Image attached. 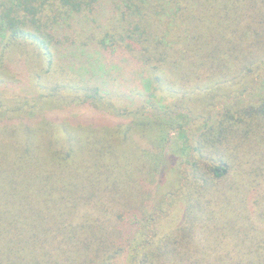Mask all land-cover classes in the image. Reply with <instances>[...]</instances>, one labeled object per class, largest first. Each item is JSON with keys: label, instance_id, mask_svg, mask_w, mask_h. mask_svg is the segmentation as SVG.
<instances>
[{"label": "trees", "instance_id": "trees-1", "mask_svg": "<svg viewBox=\"0 0 264 264\" xmlns=\"http://www.w3.org/2000/svg\"><path fill=\"white\" fill-rule=\"evenodd\" d=\"M119 60L125 65L116 66ZM138 63L150 83L141 80L142 91L126 97L183 104L204 94L226 98L228 109L200 125L183 220L156 232L150 196L130 193L148 187L165 164L153 169L144 154L119 148L141 129L58 122L46 113L109 107V78ZM9 64L25 69L39 98L0 108V264H115L124 255L131 264H264V103L239 98L264 94V0H0V83L18 80ZM111 108L166 121L156 104ZM88 143L100 177L90 193L75 182H88ZM72 197L83 207L75 210ZM32 200L44 214L26 212ZM20 206L19 220H6Z\"/></svg>", "mask_w": 264, "mask_h": 264}, {"label": "rangeland", "instance_id": "rangeland-1", "mask_svg": "<svg viewBox=\"0 0 264 264\" xmlns=\"http://www.w3.org/2000/svg\"><path fill=\"white\" fill-rule=\"evenodd\" d=\"M196 11L197 13L199 12V7L196 8ZM150 17V15L144 14L143 23L147 25L150 32L154 33V28L151 26L150 22ZM185 30L186 29L183 28L182 35H184L185 37H189L186 35V32H184ZM180 41L186 44L183 39H180ZM191 45L194 46V44ZM145 46H147V43L142 45V47ZM120 50L123 49L121 48ZM121 54H123V52L119 51L118 55ZM123 57H127V55H124ZM135 62L136 61L134 60L132 63ZM117 64H119L120 66L125 65L124 63H121L120 60L119 62H115L116 66ZM16 65L17 64H9L12 70L17 73L18 80H16V82H10L9 78L6 77L7 81L0 83V108H3L5 110L15 109L17 106H22L24 103L28 105H34L38 102L36 99L39 98V93L35 89L36 86L33 85L30 77L25 74V69L23 67H17ZM4 66L5 65H2L0 67V70H2ZM55 74L56 73L53 70L50 75L56 80ZM109 79L113 83V85L111 84V88L114 89V92L109 94V97H111L110 104L107 105L109 107L103 108V106L92 104L86 106L76 104L73 107L59 106L55 109L47 110V116L52 120H57L58 122L67 121L68 123L73 124H103L106 126H110L109 128L122 126L123 131L124 129H128L131 123H134L132 125V127H135L134 129L140 128L141 130L139 132L132 135L131 141L129 140L128 146L125 145L124 148L120 145L119 148H121L122 150L130 148L133 150H137V152L139 151V155L144 154L143 159L146 158L145 160L153 169H156L157 164H165V168H162V171L155 175L154 181H152L151 183L149 182L148 187L145 184H142L133 189V191L130 193L131 197L133 199H136L137 197H145V199L148 200L150 196L151 204L153 207H155L156 211L154 212V217L157 218L156 223L152 225L155 232L162 230V228L159 227V224L162 227V224H164L165 221V224L169 225L168 228H170L171 226H176L180 223L181 220H183L186 214V201L190 198L188 197L190 193H193L192 191L190 192V190L191 188H193L195 176H193L192 169H190V167L192 166L195 149L200 143V136L204 132V129H201L200 125H206L210 121V119H212V117L215 118L213 120L214 122L221 118V116L226 114V112L228 111L225 102L226 98L220 97L219 99L214 101L212 97L208 95L195 94L191 99H188L185 101V103L183 102V104H181L173 97L161 98L160 100L150 97L146 101L143 99L135 98L133 96L132 99L131 96L126 97L125 95L129 94L130 92H132V94H138L142 91L141 80H144L146 87L147 82L150 83L149 77H145L143 69H140L139 63L137 65L131 66L126 72L122 70L118 73H114L113 76ZM257 80H259V78ZM243 88L244 86H241L238 88V90H242ZM226 92L227 89L219 90V94H225ZM258 95V97L253 96L252 98H249V94L243 93V95L238 96L245 101L243 104H247V106H257L261 103H264V94ZM231 101L232 100L228 101V103H231ZM113 104L121 109H137L144 104L153 106L156 104V106H159L161 108L162 114L164 115L163 118L166 121L162 123L158 122L159 119L154 114L150 113L143 115L140 114V117L138 118L134 117L133 115L125 116L124 114H122L121 110H112L111 105ZM229 112L232 113V111ZM44 120L45 116L41 117V119L39 120L40 124H42ZM134 129L132 131L129 130L128 132L130 134H133ZM92 132L93 131H91L90 134L94 138L96 135L92 134ZM130 145L132 147H130ZM87 148L90 151V154L88 156L89 168L87 170L88 182H81L78 179H75L76 181H74L78 183V187H83V189H86L87 192L90 193L91 189L96 188V186L93 185L94 183H90L93 179H96L98 182H100V177L97 176V168L91 167V164H93V159L95 157V145L93 143H88ZM129 152L130 151H128V153ZM117 154H122L124 157L130 156L120 149L117 150ZM96 185L100 189V185ZM41 191L45 190L42 189ZM100 191L102 196L103 192L101 189ZM108 194L111 193L109 192ZM60 195L61 194L59 193V196L56 195V197H60ZM86 196L87 195H83V197ZM241 196L242 195H240L237 200H239ZM75 198L76 197H72V200L76 205L75 210H79L83 207V202L78 201ZM180 198L181 201L176 202ZM49 200H53V202L51 203L52 205L59 204V202L57 203V201L53 198H49ZM237 202L238 201H236V203ZM169 204L173 206L172 216H168L166 220L164 219V221L160 220V217L165 216L163 211L167 208V205L169 206ZM36 210H40L43 214L45 212L44 207H41L40 209L39 202L33 200L30 201L26 212L33 213ZM23 211V206H20L16 211L9 210L6 220H19V218L23 214ZM222 213L226 215L228 213V210L226 211V209H224ZM57 214L61 218L63 215H65L66 217L65 211ZM156 224L158 225L154 226ZM94 228L95 227L93 225L92 227H90V230ZM146 239L147 238H141L139 240V243H142ZM115 264H131V262L124 255L123 258H120L119 261H117V263Z\"/></svg>", "mask_w": 264, "mask_h": 264}]
</instances>
